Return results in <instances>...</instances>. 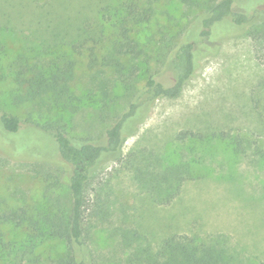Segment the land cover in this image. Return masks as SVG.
Returning <instances> with one entry per match:
<instances>
[{"label":"rangeland","instance_id":"rangeland-1","mask_svg":"<svg viewBox=\"0 0 264 264\" xmlns=\"http://www.w3.org/2000/svg\"><path fill=\"white\" fill-rule=\"evenodd\" d=\"M235 1L249 13L259 5L264 10V0ZM162 3H158L149 29H143L141 41L162 44L161 36L153 40V34L163 26L173 33L185 31L181 41L200 40L198 12L189 13L179 0ZM114 5L115 0H0V115L7 112L22 122L16 133L5 131L0 124V159L4 164L0 168V214L7 208L30 204L52 207L44 198V180L32 172L40 160L26 147L38 144L55 150L56 145L50 135L33 123L63 117L70 136L98 144L125 111L124 88L118 85L113 92L116 101L107 110L103 108L94 81V74L103 66L91 70L88 54H79L64 43L84 41L92 35L100 37L101 32L110 35ZM106 6L109 8L105 9ZM164 7L170 9L172 19L161 13ZM69 60L76 62L72 89L77 110H39L33 104L18 102L23 88L15 79L17 70L25 65L52 70ZM135 63L140 68V81L160 70L158 80L172 84L171 71L161 68L156 57L148 63L143 58ZM107 73L114 74L112 69ZM138 84V88L143 86ZM263 107L264 50L258 52L246 33L222 40L217 54L201 60L181 95L157 100L145 122L125 139L122 148L123 158L136 148H149L159 151L167 164L188 160L194 166L196 179L186 182L180 196L170 205H158L140 192L123 162L103 163L88 188L89 203H93L97 193H112V227L137 232L139 241L126 249L122 237L113 235L114 228L98 227L87 249L93 264H131L128 257L134 254L133 249L156 250L165 238L173 235L202 240L221 235L228 239L238 264H264V162L255 158L252 151L237 153L226 140L178 139L180 133L187 131H226L252 141H264ZM47 170L55 173L61 183L52 196L68 203L71 170L52 166ZM0 232L13 243L16 253H25L21 264H56L66 252L64 241L36 238L24 227L0 222ZM5 262L0 259V264ZM10 264H17L15 257Z\"/></svg>","mask_w":264,"mask_h":264},{"label":"trees","instance_id":"trees-1","mask_svg":"<svg viewBox=\"0 0 264 264\" xmlns=\"http://www.w3.org/2000/svg\"><path fill=\"white\" fill-rule=\"evenodd\" d=\"M162 1L167 2L115 0L110 35L101 32L100 37L92 35L84 41L77 39L64 42L71 46L73 51L88 54L91 70L100 64L103 66L94 74L103 108L107 110L110 103L116 101L113 92L121 85L125 90L122 98L125 111L116 123L107 129L105 140L98 144L70 136L63 117L48 120L43 124L33 123L50 135L56 145L55 150L38 144L26 147L35 159L40 160L36 161L32 172L44 180V198L52 207L48 209L30 204L7 208L0 214V222L24 227L36 238L64 241L66 252L56 264H93L87 249L92 234L98 227L114 228L113 235L122 237V244L126 249L135 246L139 241L137 232L112 227L115 205L112 193H97L93 203H89L88 188L95 172L109 160H120L133 174L141 193L158 205H170L180 196L184 184L196 179L192 163L181 160L167 164L159 151L149 148H136L123 158L125 139L137 132L157 100L176 99L181 95L186 83L198 71L201 60L208 55L217 54L222 40L246 33L253 39L258 52L264 50V10H261L259 5L249 13L238 7L235 0H179L189 13L198 12L195 17L200 19L197 31L200 40L181 41L185 31L173 33L169 27L163 26L153 34V40H156L158 35L161 36L159 41L162 44L159 43L158 46V41L152 44L146 39L141 41L143 29H149V24L156 17L158 3L164 4ZM108 8L106 6L105 9ZM161 13L167 18L173 17L168 7H164ZM106 36L107 41H103ZM72 42L76 43L71 44ZM154 57L161 68L171 71V85L158 80L160 70L149 73L145 80H141L143 82L139 80L140 68L135 60L143 58L148 63ZM35 66L33 68L25 65L15 74V79L23 88L17 96L18 102L33 104L39 110H77V99L72 89L76 79V62L66 61L52 70ZM144 66L146 67L145 63ZM108 69H112L114 74L108 75ZM138 83H143V86L138 88ZM261 113L264 118V107ZM21 123L17 116L7 112L0 115V124L7 132H18ZM178 139L202 142L226 140L233 145L237 153L247 154L252 151L255 158L264 162L263 140L252 141L240 134L226 131L198 134L187 131L180 133ZM2 162L0 159V168L4 165ZM50 166L68 167L71 170L68 203L63 202L61 197L52 196V191L58 189L61 183L55 173L47 170ZM132 251L134 254H129L128 257L131 264H238L228 239L221 235L209 240L188 235H173L165 238L156 250L137 247ZM24 255V252L16 253L13 243L7 241L0 232V259L6 261L3 264H10L13 257L17 264H21Z\"/></svg>","mask_w":264,"mask_h":264}]
</instances>
